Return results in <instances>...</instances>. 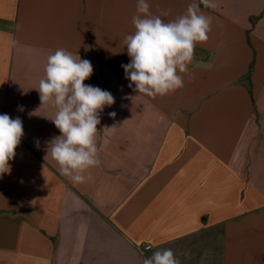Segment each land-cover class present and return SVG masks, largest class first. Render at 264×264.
I'll use <instances>...</instances> for the list:
<instances>
[{
	"label": "crops",
	"instance_id": "obj_1",
	"mask_svg": "<svg viewBox=\"0 0 264 264\" xmlns=\"http://www.w3.org/2000/svg\"><path fill=\"white\" fill-rule=\"evenodd\" d=\"M136 2L0 0V114L24 129L0 177V264H143L166 248L181 264H264V137L244 141L264 98V0H196L209 39L184 87L154 99L121 67ZM190 2L148 0L166 22ZM57 48L89 60L85 84L115 98L83 184L45 158L60 132L35 88Z\"/></svg>",
	"mask_w": 264,
	"mask_h": 264
},
{
	"label": "clouds",
	"instance_id": "obj_2",
	"mask_svg": "<svg viewBox=\"0 0 264 264\" xmlns=\"http://www.w3.org/2000/svg\"><path fill=\"white\" fill-rule=\"evenodd\" d=\"M205 8L215 9L212 0H200ZM191 0L185 12L165 21L150 11L148 0H137L136 14L132 17L134 32L124 37L130 62L122 64L128 87L150 98L165 96L184 87V74L195 59V48L209 39L212 17ZM87 59L75 57L64 48H57L47 57L44 77L38 88L41 107L52 108L50 119L60 135L46 141V157L51 155L59 167L60 175L73 184L90 182L89 170L99 167L101 160L96 142L100 114L111 107L115 98L111 92L85 84L93 74ZM23 111L21 107L19 109ZM115 117L116 113H109ZM24 129L19 117L0 114V177L10 173L9 161L16 156ZM39 148V141H36ZM86 173H88L86 175ZM143 264H181L171 249L156 250L143 260Z\"/></svg>",
	"mask_w": 264,
	"mask_h": 264
},
{
	"label": "rangeland",
	"instance_id": "obj_3",
	"mask_svg": "<svg viewBox=\"0 0 264 264\" xmlns=\"http://www.w3.org/2000/svg\"><path fill=\"white\" fill-rule=\"evenodd\" d=\"M264 137V98L256 104L250 127L248 128L244 141H259Z\"/></svg>",
	"mask_w": 264,
	"mask_h": 264
}]
</instances>
